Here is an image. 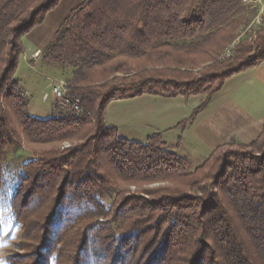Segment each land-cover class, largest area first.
Returning a JSON list of instances; mask_svg holds the SVG:
<instances>
[{
  "label": "trees",
  "instance_id": "1",
  "mask_svg": "<svg viewBox=\"0 0 264 264\" xmlns=\"http://www.w3.org/2000/svg\"><path fill=\"white\" fill-rule=\"evenodd\" d=\"M59 2L0 0V189L2 163L15 145L4 121L9 110L28 143L78 137L80 142L65 152L36 156L18 169L11 197L14 217L26 228L30 201L39 200L32 237L44 242L45 252V246L56 244L50 251L56 263L59 245L65 243L70 264H264V126L247 146L249 152L225 154L234 162L213 164L218 148L201 167L188 171L180 156L164 149L160 134L145 143L127 141L105 124L110 102L143 95H204V107L225 80L261 64L264 35L257 38L253 61H244L250 44L239 43L231 58L215 64L246 24L240 0H83L40 54L52 66L69 70L70 95L90 116L66 110L41 120L25 111L13 73L24 36ZM209 166L210 172L199 177ZM212 170L215 195L209 202L179 198L183 192L176 187L149 203L122 198L119 188L120 183L176 180L189 192L205 194L209 189L199 186L212 179ZM101 217L106 221L99 223Z\"/></svg>",
  "mask_w": 264,
  "mask_h": 264
},
{
  "label": "rangeland",
  "instance_id": "2",
  "mask_svg": "<svg viewBox=\"0 0 264 264\" xmlns=\"http://www.w3.org/2000/svg\"><path fill=\"white\" fill-rule=\"evenodd\" d=\"M82 1L83 0H60L59 4L46 16H50L51 18L48 23H46V26L43 24L45 20L40 26H37L39 28L36 30V32L43 30L48 32V35L46 34L47 37L46 42L44 43L45 45L40 48V51L36 52V45L30 37L24 36L26 41L25 38L22 40V44H24V41L27 42L26 47L29 45L28 48L30 50H26L25 46L23 45L22 53L19 56L18 65L13 73V81L16 82L17 87H19L22 92L24 100L27 102L25 111L32 117L41 120H47L57 116L60 111L66 110L71 111L75 117H80L81 115L90 116V112L81 106L79 100L70 95L72 94L71 90L74 88V86L68 81V73H70L69 70H61L59 67L52 66L51 64L44 61L40 54L52 40L55 32L59 28L58 27L54 31L53 29L49 30V27L53 25L55 26V22L58 24L62 18L61 14H63L65 11L75 8ZM242 8L244 9L242 16L245 17L246 24L239 29L238 37L223 49L219 57L215 58V64H217V62L219 63L220 61H226L227 59L231 58L239 43H248L251 46V49L249 52H247L244 61L247 60V62H251L258 54L257 38L264 35V28H260L261 26L257 29L250 27L255 12L249 10L248 8ZM64 17L62 18L60 24L64 21ZM31 32L29 33L30 35L33 34ZM36 32L34 33L35 36ZM41 49L43 50L41 51ZM212 64L213 62L204 64L199 68V70H193L190 73H197L200 71V69H203L208 65V67H210ZM234 67H236V64L230 66L229 70ZM217 69L219 68L215 67V72H217ZM257 81V75L253 71L252 74L247 71L238 77H229L227 80H225L224 86L219 91V94L216 96H214L215 94L213 95L214 98L210 105L208 104L209 107L208 105L204 107L202 105L205 100L204 95L190 96L188 98L177 97L183 98V100L187 103H184V101L181 99H179L180 101H164L161 99L154 100L150 98L146 99L147 102H123L121 104H113L112 107L107 108L106 110L105 124H117L120 126V128H123V130H125L128 135L138 137V139H140L139 141H141L140 143H145L146 138L144 136H146L148 133L153 134L155 129H161V131H165L166 127L170 126L169 124L172 123L173 128H170L171 130L167 129L168 131L164 132V134L167 133V136L161 135L160 139L165 143L164 149H166L168 152H173L175 155L180 156L184 160L188 171H194L198 167H201L208 157H210L212 153H214L218 148L220 149L214 153L212 158L213 164L219 159V165L225 160H228V162H234V157L228 158L225 156V154L229 152L236 157L237 155L249 152L250 149H248L247 146L251 142L248 144H241L234 141L213 149L209 154V150L207 149L206 145L198 138L200 123L214 117L216 110L215 107L219 106L220 104L223 105L227 102V104H234L249 116H251V114H261V112L264 111V91L262 90V92L259 90ZM59 82H63L65 84V95L68 98L71 100H78L79 110H75L71 106H62L60 102L51 94L52 87ZM260 89H262V86ZM0 101L3 102L2 97ZM147 104L148 109L146 110L145 108L147 107ZM4 121L10 125L9 128L15 137V145L14 150L6 155L1 169L3 175V184L1 185L2 187L0 189V264H70V262L68 263V257H65L67 251L65 243L61 244L63 247L59 245L61 250L57 247L59 252L56 263L54 261L56 258L55 255H50V251L56 248V244L53 245L52 243L51 246H45V252L42 247L44 242L42 240L40 241V239L35 240L32 237L34 230H36V223L34 220L36 221L37 219V215L35 214L37 211L36 206L39 203V200L38 202L37 200L30 201L31 206H28L27 208L29 214L26 218V228H23L21 222L14 217L11 210V197L14 192V174L23 164L36 156L42 157L51 150L58 149L61 152L68 151L71 148L80 145V142H77L79 137L60 143L36 145L28 143L24 139L21 126L19 125L14 111L9 110ZM263 126L264 123L259 135L262 133ZM234 133L236 134V132ZM259 135L256 137V139L259 137ZM166 137H171L173 145L170 144ZM181 137H183V139H180ZM206 155H208L207 158H205ZM257 155L260 154L257 153ZM211 169L212 167L209 166L206 170L200 172V175L198 176H203L204 174L210 172ZM214 175L215 171L213 172V175L209 176V178L213 176L211 180L207 179L204 181L206 183H203L199 186L200 188L206 187L209 189L206 192L207 195L206 193H202L201 190L189 192L183 187H179L181 186L179 184L182 183L176 180L170 182L165 181L151 183L148 185H126L120 183L119 188L122 198L129 199L131 197H140L144 198L149 203L160 200V197L163 196L160 195L162 191L167 190V192H169L176 187L181 188L179 189L181 190L180 193L183 192L178 195L179 198H203V201L209 202L211 200V197L209 196L215 195L214 184L216 183V180ZM199 181L202 182L203 179H200ZM24 195L25 193H20L21 200ZM112 203L113 202L106 201L107 206L112 205ZM186 203H188L187 200L184 201L182 205ZM18 204L19 203L16 200V208L19 207ZM37 221L39 220L37 219ZM104 221H106L104 217L98 219L99 223ZM42 225L39 224L40 227ZM26 235L29 237L26 238ZM30 237L33 240H31ZM63 254L64 256L62 257ZM206 256V259L204 258V263L209 261L207 259L209 257L208 253H206Z\"/></svg>",
  "mask_w": 264,
  "mask_h": 264
},
{
  "label": "crops",
  "instance_id": "3",
  "mask_svg": "<svg viewBox=\"0 0 264 264\" xmlns=\"http://www.w3.org/2000/svg\"><path fill=\"white\" fill-rule=\"evenodd\" d=\"M73 9V8H72ZM71 9V10H72ZM65 11L63 14H61V17L63 18L64 16H68L69 12L71 11ZM67 14V15H66ZM64 17V18H66ZM60 18V17H59ZM62 18L60 19L59 23L57 24V22H55V26H51L49 27V30H56L60 25V22L62 20ZM50 16L46 17L45 22L43 24L48 23V21L50 20ZM57 24V25H56ZM39 27L35 28L34 30H32L31 33L33 34H28L25 37H30L35 45H36V52L40 51V48H42L46 42V37L48 35V32L43 30V31H39L36 32V30ZM34 31V32H33ZM36 32V36L35 33ZM47 34V35H46ZM24 37V38H25ZM23 38V40H24ZM26 41V38H25ZM24 41V46L26 50H30L28 48V46L26 47V43ZM38 43H36V42ZM34 48V47H32ZM43 49H41L42 51ZM250 72L252 74V71L257 75V84L259 85V90L260 91H264V61L259 64L258 66H255L251 69L242 71L240 73H237L233 76H239L241 74H244L246 72ZM224 86V85H223ZM262 86V89H260V87ZM226 87V86H225ZM262 91V92H263ZM261 93V92H260ZM218 93H216L214 96H216ZM214 96L212 97V99L209 102V105L211 103V101L213 100ZM161 99L164 101H175V100H179L181 99L182 101L183 98H174V99H166V98H162V97H158V96H151V95H143L140 97H136L133 99H128V100H117V101H112L110 102V104L108 105L107 108L112 107L113 104H121L123 102H147L146 99ZM180 101V100H179ZM184 103H187L184 101ZM228 103V102H227ZM220 104L219 106H216V110H215V116L212 118H209L207 121H203L200 123V127H199V139L202 143H204L207 147V149L209 150V154L210 151H212L213 149L224 145V144H228L231 142H239L241 144H248L250 142H252L253 140L256 139V137L259 135V133L261 132L262 129V125L264 123V111L261 112V114L256 115V114H251V116L245 114L243 111H241L237 106H235L234 104ZM208 105V107H209ZM207 107V108H208ZM206 108V109H207ZM146 110L148 109V104L147 107L145 108ZM179 124V123H176ZM108 126L114 127L116 128L119 136L127 141H133V142H141L139 141L140 139H138V137H133L128 135L125 130H123V128H120L119 125L117 124H107ZM170 126L166 127L165 131H168L167 129L171 130L170 128H173V124H169ZM231 127V128H230ZM165 131H161V129H155L153 132V134L148 133L146 136H144L146 138V140L155 135V134H160V135H165L164 134ZM236 132V134L234 133ZM167 140L170 142L171 145H173L172 143V139L171 137L168 138L166 137ZM180 139H183V137H181ZM208 155L205 156V158H207Z\"/></svg>",
  "mask_w": 264,
  "mask_h": 264
},
{
  "label": "built area",
  "instance_id": "4",
  "mask_svg": "<svg viewBox=\"0 0 264 264\" xmlns=\"http://www.w3.org/2000/svg\"><path fill=\"white\" fill-rule=\"evenodd\" d=\"M240 5L244 8L255 12L254 18L250 27L259 28L264 22V0H240ZM65 84L59 82L51 89V94L57 99L64 107L71 106L75 110H79L78 100H71L65 95Z\"/></svg>",
  "mask_w": 264,
  "mask_h": 264
}]
</instances>
